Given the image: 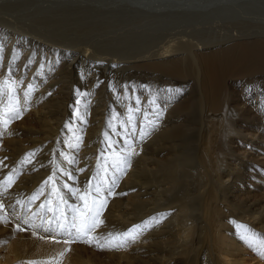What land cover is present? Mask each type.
Instances as JSON below:
<instances>
[{
  "label": "bare ground",
  "instance_id": "obj_1",
  "mask_svg": "<svg viewBox=\"0 0 264 264\" xmlns=\"http://www.w3.org/2000/svg\"><path fill=\"white\" fill-rule=\"evenodd\" d=\"M171 1L0 0V42L5 45L0 74L7 70L14 52L20 57L14 64L15 75H23L25 85L40 62L60 60L47 73L46 82L37 79L39 87L28 111L11 123V134L0 140V159L7 157L9 165L0 168V179L24 153L39 149L33 165L21 172L9 190L8 203L30 195L49 175L57 138L62 130V138L70 135L63 124L71 116L68 106L74 89L92 92L79 152L60 144L61 150L77 156V168L88 169L77 174L78 183L86 180L95 165L106 117L124 113L127 106L108 89L109 82L135 86L142 107L152 98L163 103L165 93L160 90L182 89L165 105L159 127L137 146L140 154L118 188L128 194L110 200L100 231H122L156 212L171 211L172 215L127 250L99 251L73 244L63 264H264V258L236 231L223 238L218 230L223 225L220 219L234 220L264 238V19L245 24L248 16H244V25L241 21L227 31L219 28L222 32L214 26L206 32L193 30L191 36L183 29L186 38L182 33L181 38L169 37L157 46L138 35L116 34L128 23L145 27L189 20L197 24L223 15L231 19L234 11L239 16L246 11L237 7L238 0ZM10 27L24 34L12 35ZM113 31L116 36H108ZM29 58L33 63L25 70ZM97 81L102 83L93 87ZM188 220L193 223V238L178 243L177 235ZM231 230H236L234 225L228 226ZM0 240L7 242L0 245V264L45 259L62 248L30 233L13 235L6 225H0Z\"/></svg>",
  "mask_w": 264,
  "mask_h": 264
},
{
  "label": "snow or ice",
  "instance_id": "obj_2",
  "mask_svg": "<svg viewBox=\"0 0 264 264\" xmlns=\"http://www.w3.org/2000/svg\"><path fill=\"white\" fill-rule=\"evenodd\" d=\"M4 51L5 45L0 42V59H3ZM19 58V53L14 52L12 59L8 61L7 70L0 74V140L6 133L11 134V123L21 119L24 112L28 111L39 87L37 79L41 83L46 82L47 73L53 72L54 66L60 63L59 58L40 62L32 80L25 85L24 76L17 78L15 75L14 64ZM32 63L29 58L24 65L25 70L31 67ZM81 79H84L83 74ZM101 83L97 81L93 87H98ZM22 85L24 87H21ZM108 89L127 106L124 113L108 115L104 130L100 133L95 165L83 183L77 182V174L88 169L77 168V156L61 150L60 144L63 143L66 149L77 153L83 144L92 95L87 89H74L73 102L68 106L71 116L63 124V129L68 130L70 135L62 138V130V136L57 138L49 159L51 171L36 190L30 195L15 199L14 203H8L12 198L9 190L13 188L21 172L33 165L39 149L24 153L0 179V225L9 226L13 235L30 233L31 237L37 240L62 245L53 256L18 261L17 264H63L65 256L72 251V245L77 243L99 251L127 250L139 243L145 233L161 225L172 215L171 211L156 212L122 231H100L106 223L104 214L110 200L128 194L118 188L132 166L133 158L140 154L137 146L159 127L165 105L182 92L179 88L160 90L165 93L163 103H157L156 99L152 98L148 100L147 107H142L135 86L109 82ZM47 95L50 96L51 92ZM138 117H141L139 125ZM7 159H0V168H9L5 163ZM31 170L37 169L32 167ZM229 222L234 225L239 238L264 258V238L258 237L246 224L234 220ZM6 243L0 240V245Z\"/></svg>",
  "mask_w": 264,
  "mask_h": 264
},
{
  "label": "rangeland",
  "instance_id": "obj_3",
  "mask_svg": "<svg viewBox=\"0 0 264 264\" xmlns=\"http://www.w3.org/2000/svg\"><path fill=\"white\" fill-rule=\"evenodd\" d=\"M130 1V0H129ZM148 1V0H147ZM166 1H168L169 3H171L172 1L171 0H166ZM242 0H238L236 3H237V7H243L244 9H242V10H246L245 11V15H243V13H242V15L241 16H239L240 14L239 13H237L236 15L234 14V12L232 13L233 14V16L236 18H238L239 17V20H234L235 18L232 16V18H233V20H231L230 19V16H226V15H223V16H219V18H217L216 20L218 21V23L221 25V27H219L220 25L216 22V20H212V19H210V18H205V20L204 21H200V23H195V22H190L189 23V20H185V22H177V23H175V24H173L171 21V23L170 22H168V21H165V25H163L161 22H159L160 24H158V22H156V24H154V25H146L145 27L144 26H142L141 24H139V23H135V24H129L128 23V25H127V27H126V24H125V26H123L124 25V23L123 24H121V26L119 25L118 27H122V29H119V30H116L117 32H116V34H121V35H119V36H121V37H127V36H136V35H138V36H140V37H143V39H145V41H147V42H150L151 41V44L152 45H159V44H162L161 42L162 41H167V39H169V37H172V38H178L183 32H182V30L183 29H185L184 30V33H186V31H188L186 34L188 35V36H191V35H193V33H196V32H199V31H201L202 32V30L203 31H207V30H209L208 28H211V27H213V28H215V30H217L218 31V29L219 28H224V29H232L233 27H235L236 25L235 24H239V22L241 23V21L243 22V23H241L242 25H244V23H245V21H246V19H245V17L244 16H248V17H251L252 16V13H254V11H256L255 13H256V15H254L253 14V16H255V18H254V20H253V16L251 17V19L249 18L248 19V17H247V20L248 21H246V23L245 24H251V22H252V24L253 23H256L255 21H257V20H261L262 21V19L260 18L261 16H262V18L264 19V16H263V11H264V9H262L263 7H264V0H249V1H245L244 0V2H241ZM258 1V2H257ZM187 2V1H186ZM254 2V3H253ZM183 2H182V0H181V2L180 3H178V4H182ZM250 3V4H249ZM255 4V5H254ZM259 4L260 5H262V6H259ZM239 5H242V6H239ZM252 5L253 6H255V8L257 9H255L254 7L252 8ZM250 6V7H249ZM258 7H259V9H260V11L261 12H263V13H261L260 11H259V9H258ZM261 7V8H260ZM240 8V9H241ZM251 8V9H250ZM239 9V10H240ZM253 9H254V11H253ZM242 10H240V11H242ZM248 11H250V12H248ZM252 11V12H251ZM258 11V12H257ZM247 13H251L250 14V16L247 14ZM231 15V14H230ZM238 15V16H237ZM258 16V18H256ZM222 17V18H221ZM241 17H243V20H242V18ZM225 18H227V19H230V20H225ZM236 18V19H237ZM240 18H241V20H240ZM220 19V20H219ZM223 19L225 20V24H224V21H223ZM53 20L54 19H50V22H53ZM181 20V19H180ZM222 20V21H221ZM251 20V21H250ZM221 21V22H220ZM230 21V22H229ZM232 21H238V22H232ZM264 21V20H263ZM262 21V22H263ZM168 22V23H167ZM216 22V23H215ZM227 22V23H226ZM96 23V22H95ZM131 23V22H130ZM179 23H180V25H179ZM214 23H215V25H218V26H215L214 25ZM223 23V24H222ZM233 23H234V26H233ZM259 23H261L260 21H259ZM229 24H231L232 26L231 27H229ZM134 25V26H133ZM138 25V26H137ZM158 25V27H159V25H160V27L158 28V27H156ZM166 25H167V28H166ZM170 25V26H169ZM176 25V26H175ZM212 25V26H211ZM135 26L136 27H141V29L140 28H135ZM173 26V27H172ZM175 26V27H174ZM223 26V27H222ZM225 26H227V27H225ZM131 27H132V29H131ZM171 27V28H170ZM200 27H202V28H200ZM218 27V28H217ZM65 28H67V27H63V29H65ZM112 28V27H111ZM127 28V29H126ZM144 28H146V29H144ZM150 28V29H149ZM160 28H165V29H160ZM170 28V29H169ZM217 28V29H216ZM10 29L12 30V35H14L13 33L15 32V31H18L19 32V34L18 35H20V36H22V34H24L22 31H21V29L20 28H17V27H10ZM18 29V30H17ZM20 29V30H19ZM106 29H109V28H106ZM138 29H140L139 31H138ZM154 29V30H153ZM156 29H158V30H156ZM160 29V30H159ZM196 29H197V31H196ZM212 29V28H211ZM227 29H226V31H227ZM113 30V29H112ZM124 30V31H123ZM193 30H194V32H193ZM214 30V29H213ZM214 30V31H215ZM222 30L223 29H219V31H221L222 32ZM107 31H109V30H107ZM126 31V32H125ZM128 31V32H127ZM210 31V30H209ZM146 32V33H145ZM193 32V33H192ZM224 32V31H223ZM16 33V32H15ZM125 33H128V34H125ZM142 33V34H141ZM184 33L182 34L183 36H185L184 38H186V34L184 35ZM145 34H146V36H145ZM151 36H150V35ZM162 34V35H161ZM175 34V35H174ZM190 34V35H189ZM150 37H149V36ZM155 35H156V37H155ZM108 36H116L115 34H114V31L112 32V33H109V35ZM154 36V37H153ZM159 37V39L157 40V38ZM175 36V37H174ZM17 37V36H16ZM28 37H30V38H33V37H31V36H29L28 35ZM182 37V36H181ZM181 37H179V38H181ZM172 38H170V39H172ZM188 38V37H187ZM135 39V38H134ZM134 39H131V40H134ZM136 39H138V38H136ZM148 39H150L149 41H148ZM39 40V39H38ZM160 41V42H159ZM156 43V44H155ZM1 60V59H0ZM92 96V95H91ZM71 111V110H70ZM66 118H67V120H69L68 118H69V115L68 116H66ZM88 118H89V116H88ZM106 119H107V117H106ZM86 127V126H85ZM220 220H222V223H223V225H220V228L218 227V230H219V233L221 232L222 234H223V238L227 235V236H229L230 235V233L231 232H234V231H236V230H231V231H229L228 232V226H232L233 224L232 223H230L229 222V220H225V219H220ZM219 220V221H220ZM225 223V224H224ZM234 229H235V227H234ZM227 238V237H226Z\"/></svg>",
  "mask_w": 264,
  "mask_h": 264
},
{
  "label": "clouds",
  "instance_id": "obj_4",
  "mask_svg": "<svg viewBox=\"0 0 264 264\" xmlns=\"http://www.w3.org/2000/svg\"><path fill=\"white\" fill-rule=\"evenodd\" d=\"M193 223L191 220H188L185 222L184 227L179 231L177 235V241L178 243L185 244L191 242L193 236Z\"/></svg>",
  "mask_w": 264,
  "mask_h": 264
}]
</instances>
